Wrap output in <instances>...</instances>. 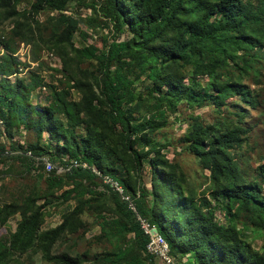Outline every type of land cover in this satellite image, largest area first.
<instances>
[{
	"label": "trees",
	"instance_id": "trees-1",
	"mask_svg": "<svg viewBox=\"0 0 264 264\" xmlns=\"http://www.w3.org/2000/svg\"><path fill=\"white\" fill-rule=\"evenodd\" d=\"M25 1L0 0L1 21L14 24L8 39L0 38V175L18 166L46 188L0 206V228L20 216L7 243L0 239V264H24L30 253L54 264H86L54 254L65 237L88 232L86 213L101 229L96 240L109 245L89 264H158L141 220L186 264H264V246L256 249L247 235L251 228L264 234V165L249 179L234 159L250 129L246 112L228 103L259 106L244 80L262 75L264 0H97L88 19L69 13L75 0H28L30 10L22 12ZM43 12L54 16L41 24ZM83 21L111 33L104 50L76 47ZM17 41L53 51L63 79L47 84L33 71L21 78ZM46 87L48 97L35 102L32 95ZM183 104H210L217 115L211 124L192 117L181 140L211 172L216 205L199 197L154 139ZM23 133L29 137L22 145L16 138ZM44 159L57 165L49 174ZM72 161L81 167L58 173ZM55 204L68 210L60 225L43 230Z\"/></svg>",
	"mask_w": 264,
	"mask_h": 264
},
{
	"label": "rangeland",
	"instance_id": "rangeland-1",
	"mask_svg": "<svg viewBox=\"0 0 264 264\" xmlns=\"http://www.w3.org/2000/svg\"><path fill=\"white\" fill-rule=\"evenodd\" d=\"M93 1L97 0H87L83 5L78 0L71 6L70 14L74 16L81 17L83 19H88L91 17L92 11L89 7ZM18 9L20 11L30 10V4L27 1L19 5ZM49 16H54L53 14H47L43 12L36 17V20L44 24ZM87 16V18H85ZM35 27V23H33ZM14 30V24L12 21H1L0 19V38L11 35ZM111 34V33H110ZM108 34L106 30L103 32L98 28L97 30L89 27L87 22H81L79 24L78 32L75 34L74 43L78 49L83 48H94L97 50H104L105 39H112L113 36ZM115 36V34H113ZM121 41L125 39V36L119 38ZM16 53L15 56L18 57L19 61L22 63L20 66V77L30 76L29 72L33 71L38 76L41 77L47 84L57 85L63 75L60 71L63 70V63L61 59L51 50L44 48H34L31 45L25 43L15 42ZM4 54V51L0 49V56ZM38 57L37 62H33L34 56ZM83 67L92 69L90 65L86 62ZM262 75L259 78H245L244 84L247 85L254 96H257L259 106L256 109L251 108V106L245 105L239 101L237 98H232L228 100L230 106L237 105L236 107L240 110L246 112V117L244 123L250 129L248 135L249 140L247 144H244L242 148L233 151L234 159L240 165L242 171L247 175L249 179H253L258 172L257 169L264 165V61L261 63ZM15 78H13L14 80ZM202 84H206L208 81L207 77H199ZM189 84V80L185 81ZM37 95H40L44 99L49 95V89H41L34 93L32 99L36 102ZM75 100L79 99V95L73 93ZM39 98V97H38ZM192 117H199L206 124H211L217 118L214 112L213 105H206L205 107L192 108L188 105H181L179 111L175 114L169 116L168 125L160 130L154 137L156 143L163 145V153L170 159L179 163L186 174L189 176V180L193 185L196 193L199 197L204 195L216 205L212 194L209 192L211 187L210 176L211 172L209 170H203L194 154L186 150V147L182 144L181 140L187 133ZM3 126V122L0 123V127ZM29 134L23 133L22 137H17L16 140L21 141L23 145ZM3 142L8 144L6 138L2 139ZM54 167H56L53 164ZM63 167L58 168V173L62 174ZM55 168H46V173L49 174ZM150 170V169H149ZM147 182L149 180L147 179ZM45 180L38 181L35 174L29 175L26 172L15 166L10 174L0 175V206L11 203L13 201L22 202L25 195L29 194L33 189L39 188L44 191L46 188ZM150 187V184H148ZM42 203V200L39 201ZM68 210L67 205H52L49 207L45 224L43 225V230H49L57 227L62 222V216ZM218 217L221 223H224V215L221 210H218ZM83 219L86 221L88 226V232L82 234L80 231L76 235H69L60 241L54 251L55 255H68L72 258L81 257L85 259L86 264H89L95 255L105 252L109 245L106 242H99L96 238L100 235L101 229L96 222V218L91 213H86L83 215ZM20 220V216L13 217L7 227L0 228V239L7 243L9 239L10 232H15L17 228V223ZM248 240L252 242L256 249H261L264 246V234L254 229L247 231ZM3 243V244H4ZM159 260V259H158ZM24 264H54L45 261L41 254L35 255L30 253L21 258ZM187 258L176 259V264H186ZM158 264H163L161 259Z\"/></svg>",
	"mask_w": 264,
	"mask_h": 264
},
{
	"label": "built area",
	"instance_id": "built-area-1",
	"mask_svg": "<svg viewBox=\"0 0 264 264\" xmlns=\"http://www.w3.org/2000/svg\"><path fill=\"white\" fill-rule=\"evenodd\" d=\"M45 164L46 168H55L53 164L48 162L47 160H45ZM79 167H81V164L78 161H72L69 168H62V171H70L72 168ZM83 167L86 168L87 165H83ZM118 190L120 189L118 188ZM141 223L143 230L150 237V242L147 245L150 254L159 257L163 264H176V259L171 256L170 249L168 248V245L165 243L163 238L156 233L151 224L144 220H141Z\"/></svg>",
	"mask_w": 264,
	"mask_h": 264
},
{
	"label": "bare ground",
	"instance_id": "bare-ground-1",
	"mask_svg": "<svg viewBox=\"0 0 264 264\" xmlns=\"http://www.w3.org/2000/svg\"><path fill=\"white\" fill-rule=\"evenodd\" d=\"M2 121H0V123H1ZM152 226V225H151ZM152 228L156 231V233L159 235V236H161L159 233H158V231H157V229L155 228V227H153L152 226ZM162 238H163V236H161ZM163 240L165 241V243L168 245V243L166 242V240L163 238ZM168 248H169V245H168ZM148 249V248H147ZM170 249V248H169ZM149 251V250H148ZM150 253V252H149Z\"/></svg>",
	"mask_w": 264,
	"mask_h": 264
}]
</instances>
